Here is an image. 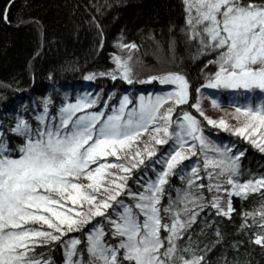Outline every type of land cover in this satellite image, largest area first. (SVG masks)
Listing matches in <instances>:
<instances>
[{"label":"snow or ice","instance_id":"6c2138e0","mask_svg":"<svg viewBox=\"0 0 264 264\" xmlns=\"http://www.w3.org/2000/svg\"><path fill=\"white\" fill-rule=\"evenodd\" d=\"M182 2L184 43L195 48L193 59L212 56L205 67H216L195 92H241L243 105L229 114L236 125L207 116L181 73L137 79L138 46L119 45L128 57L114 56L113 71L84 80L158 81L171 90L135 100L84 92L65 96L55 111L47 97L34 119L17 114L7 127L0 122V264H56L48 253L57 249L62 264H211L223 237L216 229L214 242H194L198 229L205 236L201 215L211 228L212 210L231 219L233 197L264 198V174L244 179V152L212 143L204 130L206 122L264 153V0ZM0 19L10 23L6 11ZM10 137L23 142L10 147ZM241 228L264 248V202L244 213Z\"/></svg>","mask_w":264,"mask_h":264},{"label":"trees","instance_id":"16d2710c","mask_svg":"<svg viewBox=\"0 0 264 264\" xmlns=\"http://www.w3.org/2000/svg\"><path fill=\"white\" fill-rule=\"evenodd\" d=\"M5 11L10 23L0 19V119L19 113L32 99L46 92L57 95L58 91L92 93L102 89L106 98L113 92L118 96L128 90L167 89L158 81L128 85L108 77L84 80V76L91 73L113 71V57L126 59L129 55L119 45L131 43L138 46V51L132 53L137 79L146 80L149 76L168 72L181 73L191 83L193 96L208 93L212 98L222 97L220 90L195 92L216 67H205L212 56L193 59L195 48L184 43L182 0H14V3L13 0H0V15ZM183 110L190 109L183 106ZM204 130L212 143L244 152L241 157L244 179L264 174V153L258 148L242 137L206 124ZM17 143V137H10V147ZM172 184L181 186L177 178L172 179ZM262 202L264 198L259 193L248 199L233 197L235 211L231 219L215 216L212 210L208 214L211 228L205 227V217L201 215L205 236H200L198 229L193 241L214 242L216 229L223 237L221 244L209 254L211 264H264V248L252 244L250 231L241 228L244 213L255 211ZM48 254L56 264H62L59 249Z\"/></svg>","mask_w":264,"mask_h":264},{"label":"rangeland","instance_id":"374dc122","mask_svg":"<svg viewBox=\"0 0 264 264\" xmlns=\"http://www.w3.org/2000/svg\"><path fill=\"white\" fill-rule=\"evenodd\" d=\"M166 86H167V89L162 90V91H148V92L147 91H142V92L136 91V92H134V91L128 90L125 93L118 95V96L122 97L124 94H128L131 98H133L135 100L141 94L147 96L149 94H163L167 91H170L171 86H168V85H166ZM83 93H80V92L74 93L72 90H69L68 92L58 91V94L54 95L53 92H46V95L32 99V101H30V104H28L29 106L22 107L20 112L17 114L24 115L26 118L34 119V114L36 113V106L40 105L41 109H42V106H43L42 102H43L44 98H47V97L52 98V100L54 101V106H53L52 110L55 111L56 108H58V106L60 105V103L62 101H64L65 96H67L70 100H74L77 95H81ZM92 93L97 94L98 92L92 91ZM219 95L222 96L221 99H218V101H220V103L222 105L219 108H213L211 106L210 101H211L212 97L210 95H208V93H203V95L201 96L203 98L202 103H203V107L205 109L206 115L209 116L210 118L217 119V120L220 118H224L225 120H227L229 122L230 125H236L237 122L234 119H232V117L229 114L233 113L235 111V105L236 104L243 105V103H242V99L244 98L243 94L241 92L235 94V92H231L230 90H220ZM233 101L235 103H231ZM114 102L118 103V101H114ZM26 108L28 109L27 112L25 111ZM17 114L11 115L8 117L6 116L4 119H0V122H2L5 127H7L8 123L10 121H14L16 119ZM205 124H206V122H205ZM214 129H216V128H214ZM216 130L223 131L221 129H216ZM17 138H18L17 145L23 142L21 138H19V137H17ZM166 149H167V146H160L161 152L165 151ZM149 174L151 175V173H149ZM145 178H147V177H145Z\"/></svg>","mask_w":264,"mask_h":264}]
</instances>
